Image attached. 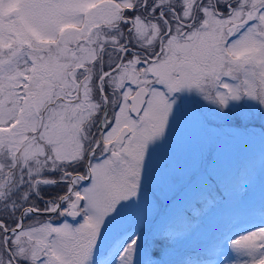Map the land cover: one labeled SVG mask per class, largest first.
Instances as JSON below:
<instances>
[{"label":"snow or ice","instance_id":"obj_1","mask_svg":"<svg viewBox=\"0 0 264 264\" xmlns=\"http://www.w3.org/2000/svg\"><path fill=\"white\" fill-rule=\"evenodd\" d=\"M189 108L264 135V0H0V264H157L231 184L246 199L251 163L217 177L213 147L157 172ZM216 250L264 264V207Z\"/></svg>","mask_w":264,"mask_h":264},{"label":"rangeland","instance_id":"obj_2","mask_svg":"<svg viewBox=\"0 0 264 264\" xmlns=\"http://www.w3.org/2000/svg\"><path fill=\"white\" fill-rule=\"evenodd\" d=\"M210 120V114L197 115L191 108L178 117L168 142L154 153L157 172L178 175L191 173L197 170L201 151L213 147L220 156L211 170L217 177L234 173L245 161L251 163V194L241 199L239 186L231 184L226 192L228 198L221 200L214 208L206 207L204 215L193 226L194 231L186 224L178 226V243L168 249L157 264H185L198 257L208 264L222 262L226 254H222V250L206 251L208 241L217 237L226 238L239 222L242 213L252 211L258 215L264 207V135L259 128H254L252 134L233 136L231 130L206 122ZM187 139L190 140L185 141ZM199 171L202 176L208 174L203 169ZM136 219L134 210H126L120 220L115 222L114 229L118 231Z\"/></svg>","mask_w":264,"mask_h":264}]
</instances>
